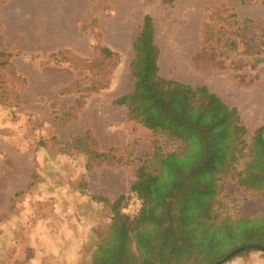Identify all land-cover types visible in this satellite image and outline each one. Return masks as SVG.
Returning a JSON list of instances; mask_svg holds the SVG:
<instances>
[{
    "label": "rangeland",
    "instance_id": "obj_1",
    "mask_svg": "<svg viewBox=\"0 0 264 264\" xmlns=\"http://www.w3.org/2000/svg\"><path fill=\"white\" fill-rule=\"evenodd\" d=\"M75 1L80 12L79 40L88 45L86 52L72 51L67 47L72 45L71 38L61 33L67 27L70 0H53L51 15L43 11L44 6L34 9L27 0H16V46H3L16 57V72L9 64L3 65L8 57L0 54V264H92V254L113 214L109 205L94 196L113 201L123 193L129 194L137 168L154 147L153 132L129 120L126 108L113 103L118 94L134 86L129 67L132 46L120 50L121 63L113 75L109 63L90 68L92 60L102 57V44L117 47L119 38L111 34L108 40L103 30L114 33L131 19L133 40L144 15L151 14L163 76L195 87L207 85L226 103L236 106L248 128V142L264 124V63L252 67L264 56V52L257 53L264 50V0ZM220 12L235 16L221 19ZM244 19L250 20L248 30H236ZM207 24H215L218 37L226 30L239 34L238 47H220L215 40L205 49L206 60L194 61V54L206 45ZM62 47L64 51L52 54ZM245 48L250 53H244ZM169 49L177 52L176 56L168 53ZM71 58L72 62L67 61ZM209 59L217 61L209 65ZM100 80V86L112 81L111 87L91 95L80 117L66 125L63 115L73 105L74 97L86 95V88ZM71 81L79 83L80 92L60 88ZM87 127L102 136L104 146L110 143L109 129L126 130L122 141L131 134L130 143L121 152L128 163L102 164L88 170L85 151L67 145L71 135ZM158 138L166 151L172 149L163 136ZM88 144L96 149L93 142ZM221 199L224 206L219 210L231 219L264 214V196L229 178ZM237 243H230L226 250ZM232 257L222 264H264L262 251Z\"/></svg>",
    "mask_w": 264,
    "mask_h": 264
},
{
    "label": "trees",
    "instance_id": "obj_2",
    "mask_svg": "<svg viewBox=\"0 0 264 264\" xmlns=\"http://www.w3.org/2000/svg\"><path fill=\"white\" fill-rule=\"evenodd\" d=\"M218 16L224 19L235 14L226 16L220 12ZM249 22L244 19L236 30H248ZM206 29V45L194 54V61L206 60L205 49L215 40L220 47L237 49L239 34L226 30L218 37L215 24H207ZM261 44L264 46V40ZM3 46L0 34V47ZM4 48L0 54L9 60L3 65L9 64L16 72L13 55ZM99 50L102 57L92 60L90 68L109 63L113 75L121 63V53L104 44ZM243 52L250 53V49ZM263 52L257 51L259 55ZM160 55L154 18L146 13L129 63L134 87L116 97L113 103L126 107L129 120L153 132L154 147L137 168V178L129 194H121L113 201L102 195L94 196L95 200L109 205L113 214L92 254V264H217L240 247L244 249L233 257L251 251L264 252V214L231 219L219 210L224 206L221 194L227 178L264 196V124L248 142V128L236 106L226 103L207 85L195 87L163 76ZM72 58L79 60L75 55ZM72 58L67 61L72 62ZM42 59L39 57L38 61ZM210 61L209 65H213L217 60ZM255 62L252 67L257 68L264 63V56ZM111 82L100 86V80L88 86L87 94L79 95L64 113L66 125L79 117L91 95L109 88ZM79 89V83L73 82L64 92H80ZM158 136H163L172 149L166 151ZM89 141L96 149L89 146ZM67 145L85 151L88 170L129 161L121 153L124 148L97 150L99 142L91 130L72 136ZM132 193L143 202L140 212L134 215L124 211ZM236 241L234 248L226 250L227 245L229 248Z\"/></svg>",
    "mask_w": 264,
    "mask_h": 264
},
{
    "label": "crops",
    "instance_id": "obj_3",
    "mask_svg": "<svg viewBox=\"0 0 264 264\" xmlns=\"http://www.w3.org/2000/svg\"><path fill=\"white\" fill-rule=\"evenodd\" d=\"M27 4L30 6H33L34 9L36 6H39V5L44 6L43 11H45L48 15H51V13H52L53 0H27ZM68 4L72 7H70L68 9L67 27L64 31L61 30V33L63 34L62 36L66 35L67 37L71 38L72 45L71 46L68 45L67 47L71 48L72 51L78 52V53L79 52H86L88 50V45L83 40H81V41L79 40L80 27L78 26V21L80 19V12H79V9L77 8V3L75 0H70V2H68ZM33 8H32V10H34ZM142 24H143V22H142ZM142 24H141V26H142ZM100 27H101V25H100ZM132 28H133V23H132V20L130 19L122 27H117L116 30H114L115 31L114 33H109L107 31L103 30L104 37L108 38V40H109L110 39L109 35L113 34V35H115L116 38H119L117 47H115V46L112 47L113 49H116L119 52H120V50L121 51L126 50L127 46L129 44L133 48V43H134L136 38L133 40L131 39V34L133 32ZM0 29H1V32L3 35L5 47L9 48V49L15 47L16 46V0H5L4 2H0ZM140 30H141V27L139 28V31ZM61 33H60V31L58 32L59 35H61ZM138 33H137V35H138ZM28 35L30 37H34L35 34L33 35V33H30ZM107 44L111 47L110 43H107ZM64 47H62L60 49L62 50V49H64ZM73 48H75V49H73ZM56 51H58V50H56ZM15 59H16V57L13 56L12 62L15 63V65H16ZM49 66H53V65L49 64ZM115 79H114V83H115ZM180 81H182V80H180ZM72 82L73 81L67 82L64 85H62L60 88L67 87ZM182 82H184V81H182ZM185 83H187V82H185ZM109 88H107V89H109ZM129 92L118 94L116 97L123 95V94H126V93H129ZM77 97L76 96L74 97L73 104H74ZM86 107H87V104L82 110L86 109ZM79 117H80V115H79ZM87 130L92 131V134L98 140L99 147L101 149H102V147L107 148V149H102V150H108L111 147L125 148L130 143V140L132 137V135L129 134L128 136H126L127 138L125 137V139H127V141H122L121 140L123 138L122 132L125 131V135H127L128 132L126 130H123V128H114L112 130L109 129L108 132L111 133V137H110V141H109L110 143L107 144L106 146H104L102 136L99 133L95 132V130H93V128L87 127L82 132L71 135L70 138L74 135H82ZM131 185H130V187H131ZM130 187H129V190H130ZM123 194H125V193H123Z\"/></svg>",
    "mask_w": 264,
    "mask_h": 264
},
{
    "label": "built area",
    "instance_id": "obj_4",
    "mask_svg": "<svg viewBox=\"0 0 264 264\" xmlns=\"http://www.w3.org/2000/svg\"><path fill=\"white\" fill-rule=\"evenodd\" d=\"M142 204V199L136 193H132L129 197L127 205L124 208V211L131 215L137 214L140 212Z\"/></svg>",
    "mask_w": 264,
    "mask_h": 264
},
{
    "label": "water",
    "instance_id": "obj_5",
    "mask_svg": "<svg viewBox=\"0 0 264 264\" xmlns=\"http://www.w3.org/2000/svg\"><path fill=\"white\" fill-rule=\"evenodd\" d=\"M243 249H244L243 247H241V248H237L236 250H234L233 252H231L230 254H228L227 257H226V259L232 257L234 254L240 252V251L243 250ZM226 259H224V260L218 262L217 264H222Z\"/></svg>",
    "mask_w": 264,
    "mask_h": 264
},
{
    "label": "bare ground",
    "instance_id": "obj_6",
    "mask_svg": "<svg viewBox=\"0 0 264 264\" xmlns=\"http://www.w3.org/2000/svg\"><path fill=\"white\" fill-rule=\"evenodd\" d=\"M184 26H185V25H184ZM185 27H186V26H185ZM184 49H185V48H184ZM184 49H183V51L181 50V51H179L178 53H179V54H181V52L183 53V52H184ZM171 52H173V54L176 56L177 52H174V50H172V49L170 50V49H169V50H168V53H171Z\"/></svg>",
    "mask_w": 264,
    "mask_h": 264
}]
</instances>
